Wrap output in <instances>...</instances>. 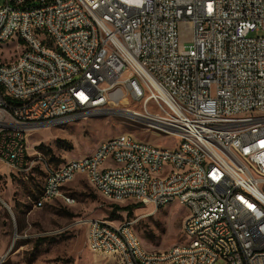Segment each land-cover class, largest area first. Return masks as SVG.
<instances>
[{"label":"built area","instance_id":"obj_1","mask_svg":"<svg viewBox=\"0 0 264 264\" xmlns=\"http://www.w3.org/2000/svg\"><path fill=\"white\" fill-rule=\"evenodd\" d=\"M4 1L0 162L29 173L37 165L29 132L120 108L175 142L164 156L131 134L102 141L92 163L46 169L52 181L35 209L58 199L74 205L62 178L88 171L97 194L154 210L183 206L184 236L202 238L200 247L147 252L131 223L85 221L89 249L112 264H264V0ZM9 34L18 42L1 52ZM16 46H28V54L12 57ZM135 105L140 111L129 109ZM184 135L201 138L204 153L177 145ZM109 148H116L114 168H99ZM224 160L235 162L239 176L225 171ZM161 162H169L170 176L148 178Z\"/></svg>","mask_w":264,"mask_h":264},{"label":"rangeland","instance_id":"obj_2","mask_svg":"<svg viewBox=\"0 0 264 264\" xmlns=\"http://www.w3.org/2000/svg\"><path fill=\"white\" fill-rule=\"evenodd\" d=\"M4 3L0 0V6ZM180 30L182 41L190 42L191 26L182 25ZM16 42L14 39L6 44L2 52L13 50ZM21 50L16 46L12 57ZM129 109L140 111L137 105ZM117 111L29 132V153L37 165L25 176L0 162V264H112L111 257L88 247L84 223L94 219L113 226L131 223L150 252L189 242L183 234L186 216L183 206L173 203L154 210L139 205L130 211L116 212V207L130 208L136 204L107 201L82 178L65 188L75 199L74 205L68 206L58 199L42 209L34 208L48 167L56 169L73 159L91 155L102 141L131 134L154 147L173 149V140L154 134L139 119L123 115L125 109ZM180 143L177 138V145Z\"/></svg>","mask_w":264,"mask_h":264},{"label":"bare ground","instance_id":"obj_3","mask_svg":"<svg viewBox=\"0 0 264 264\" xmlns=\"http://www.w3.org/2000/svg\"><path fill=\"white\" fill-rule=\"evenodd\" d=\"M14 39L18 40V35L17 34H9V36L5 40L2 41L1 52L5 48V45ZM17 48L18 49L21 48L22 50L19 52H16V56H22L23 54H28V46H17ZM46 50H53V43H46ZM66 63H74V56H66ZM135 113L137 115H140L139 112H135ZM72 121H76V120L53 121L52 127L62 125V124L72 122ZM143 123L149 130L153 129V122H143ZM117 137H119V136H117ZM178 139H180V142H181L180 145H193V147L195 148V152L204 153V144H201V138H195V136H193V135H184L182 137H178ZM106 141H110V139H108ZM135 144L141 145V147H148L149 146L148 143H145V142L137 140V139H135ZM101 145H102V143L99 146H101ZM99 146H98V148H99ZM150 151L160 152V154L164 155V156L173 155V149H169V148L160 149V148L154 147L152 145H150ZM115 155H116V148H109V150L107 151V161H99V168L113 169L114 168ZM95 157H96V150L91 155H87V156L75 159V164H90V163H92V159ZM34 162H35V158H34ZM72 165H73V160H71L65 164H62L61 166L58 167V170H66L67 168L71 167ZM224 169L226 172H232V176H239V168H236L235 162H233L231 160H224ZM13 172L16 174H20V175L25 176V174L26 175L28 174V168H13ZM80 176H84L85 179L88 180V171H81L79 173V175L63 176L62 185L67 186L68 184L72 183L73 181H75ZM169 176H170L169 162H161L160 165L158 166V169H149L148 170V178H151V179H154L157 181H164L165 178L169 177ZM51 181H52V174H47L45 181H44V184H43V187H42V190H41V194H46V192H48L49 184H51ZM98 194L100 196H102L105 200L113 202V203H126V202H134L135 203V199L119 198V197H112L111 198V196H106V190H98ZM64 196L72 198V196H70L68 194V192L65 191V189H64ZM171 204H173V203H164V207L169 206ZM34 206H35V202H34ZM133 232H135L134 229H133ZM184 232H185V222H184ZM186 238H187V240L189 239V242L185 243V247H200V246H202V238H198V237H186ZM174 249H180V245L175 246V247H173L169 250H166V251H173ZM147 252H150V251H147ZM153 264H168V263H166V262H154ZM242 264H250V260H243Z\"/></svg>","mask_w":264,"mask_h":264},{"label":"trees","instance_id":"obj_4","mask_svg":"<svg viewBox=\"0 0 264 264\" xmlns=\"http://www.w3.org/2000/svg\"><path fill=\"white\" fill-rule=\"evenodd\" d=\"M7 101H8V103L11 102V100H10L9 98H7ZM37 197H38V196H37ZM139 205H140V204H136L135 206L130 207V208H119V207H116L115 210H116V212H118V211H130V210L133 209V208H137V207H139Z\"/></svg>","mask_w":264,"mask_h":264},{"label":"crops","instance_id":"obj_5","mask_svg":"<svg viewBox=\"0 0 264 264\" xmlns=\"http://www.w3.org/2000/svg\"><path fill=\"white\" fill-rule=\"evenodd\" d=\"M79 178H82V179L86 180L84 176H80V177H78L76 180H78ZM76 180H75V181H76ZM73 182H74V181H73ZM68 185H69V184H68ZM68 185H67V186H68ZM64 189H65V188H64ZM65 191H66V190H65ZM46 205H48V204H46ZM46 205H45V206H46ZM45 206H44V207H45ZM34 208H35V206H34Z\"/></svg>","mask_w":264,"mask_h":264},{"label":"water","instance_id":"obj_6","mask_svg":"<svg viewBox=\"0 0 264 264\" xmlns=\"http://www.w3.org/2000/svg\"><path fill=\"white\" fill-rule=\"evenodd\" d=\"M48 125H44V126H38V129H44V128H47Z\"/></svg>","mask_w":264,"mask_h":264}]
</instances>
